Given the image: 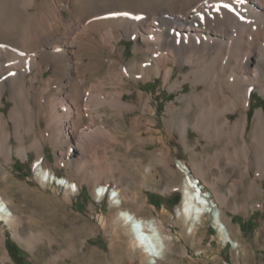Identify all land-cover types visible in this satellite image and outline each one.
Returning <instances> with one entry per match:
<instances>
[{"label": "bare ground", "instance_id": "bare-ground-1", "mask_svg": "<svg viewBox=\"0 0 264 264\" xmlns=\"http://www.w3.org/2000/svg\"><path fill=\"white\" fill-rule=\"evenodd\" d=\"M160 14L164 21L159 24ZM124 37L134 39L135 51L142 53L132 64L125 62L123 50L117 51ZM0 51V105H5V93L12 101L7 113L0 111V182L21 189L10 165L14 155L26 160L33 152V169L44 186L55 183L71 195L88 182L100 199L114 186L110 195L134 233L132 248L141 247L158 263L171 235L154 219L121 207L124 196L117 184L124 177L115 174L123 168L121 157L98 156L97 145L112 142L114 136L103 124L93 123L102 120L105 107L123 116L136 108L155 112L153 94L140 86L162 77L171 91L191 83V91L179 98L185 106L174 100L167 107V137L178 134L190 149L192 126L204 148L215 147L206 154L211 165L220 168L225 160L228 172L238 168L249 197L264 198V107L249 116L253 91L264 94V0H0ZM177 66L188 68L173 79ZM127 93H136L138 101L126 100ZM45 145L60 149L57 163L69 168L72 178L57 176L46 165ZM86 152L90 157H84ZM163 156L167 163L168 156ZM180 167L186 177L177 216H185L193 231L213 207L200 178L185 161ZM193 169L204 177L201 167L194 164ZM214 194L221 203L227 200L216 187ZM12 205L0 192V221L21 244L34 247L35 238L22 237ZM213 216L220 238L232 239L239 249L240 240L223 220L222 208ZM3 260L11 257L5 254Z\"/></svg>", "mask_w": 264, "mask_h": 264}, {"label": "rangeland", "instance_id": "rangeland-1", "mask_svg": "<svg viewBox=\"0 0 264 264\" xmlns=\"http://www.w3.org/2000/svg\"><path fill=\"white\" fill-rule=\"evenodd\" d=\"M156 18L160 24L164 21V14ZM136 44L134 39L127 37L119 41L117 51H124L127 64H132L142 55L135 51ZM187 68L177 66L173 79L181 77V71ZM51 72L49 70L46 74ZM140 88L145 94H153L156 111L145 112L136 108L126 111L123 116L110 114L108 107L102 108V120L95 121L93 125L103 124L109 128V134L114 139L109 142L111 145L106 140L103 141L105 146L103 142L97 145L96 153L98 156L105 154L110 160L121 157L123 168L115 172L117 176L124 177L121 183L115 182L124 196L121 207L129 208L146 220L154 219L165 235H171V239L166 240L161 260L153 263L141 247L132 248L134 233L129 224L119 217L120 208L113 203L112 195L96 198L88 182L82 183L79 193L71 195L65 187L55 183L44 186L33 169L37 155L30 152L26 160L14 155L15 160L10 165L14 180L22 183L21 189L9 186L3 180L0 192L13 200L12 207L21 223L22 237L36 240L34 247L21 244L13 236L12 228L0 221V236L4 239V245L0 247V264H264V198L258 195L249 197L238 168L228 172L231 169H228L225 160L220 168L212 166L206 154L214 152L215 147L204 148L203 141H198L199 133L192 126L189 127L190 149L180 141L178 134L167 137V107L174 100L185 106L186 103L179 98L191 91V83L187 82L183 89L171 91L162 77H156L143 82ZM125 99L136 101L137 94L127 93ZM31 101L36 103L35 99ZM86 101L85 95L83 102ZM3 102L5 105H0V111L7 113L12 105L8 93L4 94ZM259 107H264V94L254 90L249 112L251 119ZM229 115L232 119L237 117V114ZM108 123L111 126H107ZM86 124L87 121L84 126ZM12 142L17 144L15 137H12ZM59 150L58 147L45 145L46 165L57 175L72 178L71 170L57 163ZM164 154L168 156L167 163L162 158ZM90 155L86 152L84 157ZM181 160L189 165L191 174L200 178L204 190L209 192L213 207L212 211L196 221L193 231H189L191 223L185 216H177L184 199L181 187L186 177L179 172ZM194 164L203 169L204 177L195 172ZM251 173L254 174V171L251 170ZM114 180L108 178L109 183ZM214 187L220 196L227 199L225 203L216 197ZM131 196H135L136 201L133 202ZM216 208H222L223 220L233 237L240 240L239 249L232 239L224 241L220 238L222 234L213 216ZM5 254L11 257L9 262L3 260Z\"/></svg>", "mask_w": 264, "mask_h": 264}, {"label": "trees", "instance_id": "trees-1", "mask_svg": "<svg viewBox=\"0 0 264 264\" xmlns=\"http://www.w3.org/2000/svg\"><path fill=\"white\" fill-rule=\"evenodd\" d=\"M13 258H15V255H13Z\"/></svg>", "mask_w": 264, "mask_h": 264}]
</instances>
